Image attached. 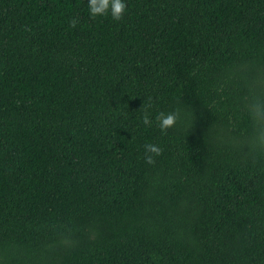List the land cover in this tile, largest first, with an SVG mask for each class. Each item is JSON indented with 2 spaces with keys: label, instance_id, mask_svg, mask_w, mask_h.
<instances>
[{
  "label": "trees",
  "instance_id": "16d2710c",
  "mask_svg": "<svg viewBox=\"0 0 264 264\" xmlns=\"http://www.w3.org/2000/svg\"><path fill=\"white\" fill-rule=\"evenodd\" d=\"M87 4L0 0V264H264V0Z\"/></svg>",
  "mask_w": 264,
  "mask_h": 264
},
{
  "label": "clouds",
  "instance_id": "9594fccd",
  "mask_svg": "<svg viewBox=\"0 0 264 264\" xmlns=\"http://www.w3.org/2000/svg\"><path fill=\"white\" fill-rule=\"evenodd\" d=\"M87 8L88 14L92 18L104 17L110 14L113 20L119 21L127 12V0H88ZM78 23V17L71 19L72 27H76ZM154 119L160 130L165 132L168 128L174 126L176 115L173 112L159 111ZM143 124H152V118L147 112L143 116ZM144 150V159L148 164L155 163L154 157L159 156L162 152V149L153 143H146Z\"/></svg>",
  "mask_w": 264,
  "mask_h": 264
}]
</instances>
